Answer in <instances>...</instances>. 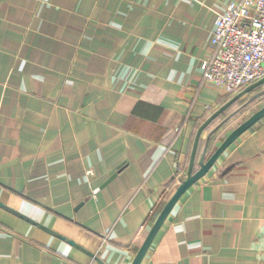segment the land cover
<instances>
[{
  "label": "crops",
  "instance_id": "obj_1",
  "mask_svg": "<svg viewBox=\"0 0 264 264\" xmlns=\"http://www.w3.org/2000/svg\"><path fill=\"white\" fill-rule=\"evenodd\" d=\"M234 1L0 0V264L132 263L199 128L242 92L202 77ZM257 89L203 130L194 172L258 110ZM141 264H264V118L181 196Z\"/></svg>",
  "mask_w": 264,
  "mask_h": 264
},
{
  "label": "built area",
  "instance_id": "obj_2",
  "mask_svg": "<svg viewBox=\"0 0 264 264\" xmlns=\"http://www.w3.org/2000/svg\"><path fill=\"white\" fill-rule=\"evenodd\" d=\"M203 80L236 95L264 78V0H237L218 13ZM88 176L92 171L86 172Z\"/></svg>",
  "mask_w": 264,
  "mask_h": 264
},
{
  "label": "water",
  "instance_id": "obj_3",
  "mask_svg": "<svg viewBox=\"0 0 264 264\" xmlns=\"http://www.w3.org/2000/svg\"><path fill=\"white\" fill-rule=\"evenodd\" d=\"M264 85V78L251 84L250 86L246 87L242 92L236 95L228 104L220 108L215 114H213L198 130L195 141L193 144V149L190 158V164L187 172V176L185 180L181 182L179 187L176 189L172 197L169 199L159 216L157 217L156 221L152 225V228L148 232L143 244L139 248L136 256L134 257L131 264H141L143 258L145 257L149 247L152 244L154 237L156 236L157 232L160 230L161 226L163 225L164 221L166 220L167 216L173 210L181 196L195 183H197L201 178H203L208 171L213 167L219 157L238 139L240 138L245 132H247L250 128H252L258 121L264 118V104H261L259 109L251 114L243 123L237 126L234 130H232L226 138L221 142L215 152L208 158V160L204 161V155L200 158L199 161V169L197 171H193L195 157H196V150L199 142V138L203 130L219 115L221 114L227 107H229L233 102L238 100L242 95L247 94L249 92L254 91L255 89ZM264 96V90L254 94L247 102L246 106L250 105L251 103L258 100L260 97ZM205 152V150H204Z\"/></svg>",
  "mask_w": 264,
  "mask_h": 264
},
{
  "label": "rangeland",
  "instance_id": "obj_4",
  "mask_svg": "<svg viewBox=\"0 0 264 264\" xmlns=\"http://www.w3.org/2000/svg\"><path fill=\"white\" fill-rule=\"evenodd\" d=\"M262 90H264V85L262 86V87H260V88H258L257 89V92H259V91H262ZM245 103V100L243 101V102H241L240 104H239V106L241 105V104H244ZM264 104V96H262V97H260L257 101H255V102H253V103H251L250 105H248L247 107H248V109L249 110H251V111H256V109H259V104ZM246 107V106H245ZM239 111V110H238ZM242 112H244V110L242 109L239 113H238V115L237 116H239L240 114H242ZM241 116V115H240ZM245 116V115H244ZM239 118V117H238ZM245 119V118H244ZM243 119V120H244Z\"/></svg>",
  "mask_w": 264,
  "mask_h": 264
}]
</instances>
